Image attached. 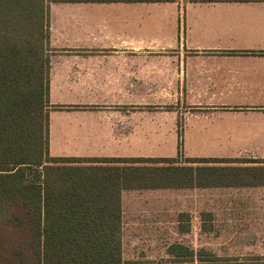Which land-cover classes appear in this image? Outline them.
Listing matches in <instances>:
<instances>
[{
  "label": "crops",
  "instance_id": "0c3cea01",
  "mask_svg": "<svg viewBox=\"0 0 264 264\" xmlns=\"http://www.w3.org/2000/svg\"><path fill=\"white\" fill-rule=\"evenodd\" d=\"M49 3L50 103L70 107L50 111L51 156L171 157L142 144L183 143L264 160V0ZM170 190H123V225L124 192Z\"/></svg>",
  "mask_w": 264,
  "mask_h": 264
},
{
  "label": "trees",
  "instance_id": "16d2710c",
  "mask_svg": "<svg viewBox=\"0 0 264 264\" xmlns=\"http://www.w3.org/2000/svg\"><path fill=\"white\" fill-rule=\"evenodd\" d=\"M49 39L48 0H0V264H126L123 190L255 185L233 177L256 168L181 165V143L176 157L51 156L50 111L70 107L50 103Z\"/></svg>",
  "mask_w": 264,
  "mask_h": 264
},
{
  "label": "rangeland",
  "instance_id": "374dc122",
  "mask_svg": "<svg viewBox=\"0 0 264 264\" xmlns=\"http://www.w3.org/2000/svg\"><path fill=\"white\" fill-rule=\"evenodd\" d=\"M162 98L166 104L172 102L170 96ZM153 103L151 101L146 106V111L157 107ZM172 106L168 104L163 107ZM79 110L83 111V115L78 119H93L92 105L82 106ZM58 118L57 115L53 117L55 126ZM181 144V165L256 168L251 171L238 169L240 177H233V181L255 184L257 187L192 188L162 194L124 192L125 263L264 264V186L259 185L264 184V163L241 159L233 163L191 164L186 162V158L207 156L209 150L202 144ZM142 145L149 153L176 157L179 143ZM173 246L183 247L185 249L182 251H187L175 255L171 252ZM189 251H193V255H189Z\"/></svg>",
  "mask_w": 264,
  "mask_h": 264
}]
</instances>
